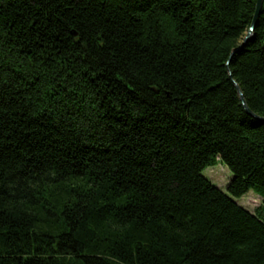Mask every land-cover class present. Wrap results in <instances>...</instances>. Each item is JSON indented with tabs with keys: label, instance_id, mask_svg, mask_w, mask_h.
<instances>
[{
	"label": "trees",
	"instance_id": "trees-1",
	"mask_svg": "<svg viewBox=\"0 0 264 264\" xmlns=\"http://www.w3.org/2000/svg\"><path fill=\"white\" fill-rule=\"evenodd\" d=\"M255 2L0 0V264H264Z\"/></svg>",
	"mask_w": 264,
	"mask_h": 264
},
{
	"label": "rangeland",
	"instance_id": "rangeland-1",
	"mask_svg": "<svg viewBox=\"0 0 264 264\" xmlns=\"http://www.w3.org/2000/svg\"><path fill=\"white\" fill-rule=\"evenodd\" d=\"M203 177L209 180L221 192L228 195L227 187L232 178L231 173L222 162H217L216 165L206 168L202 172ZM233 200L241 207L254 211L259 206L261 198L254 191H249L241 198H233Z\"/></svg>",
	"mask_w": 264,
	"mask_h": 264
},
{
	"label": "water",
	"instance_id": "water-1",
	"mask_svg": "<svg viewBox=\"0 0 264 264\" xmlns=\"http://www.w3.org/2000/svg\"><path fill=\"white\" fill-rule=\"evenodd\" d=\"M262 2L263 0H256L255 2V12H254V15H253V20H252V23L248 29V32L246 33L245 37L243 38V41L242 43L239 45V47L233 51L232 55L239 49L241 48L245 43H247L252 37H253V33H254V29H255V26H256V23H257V20H258V17H259V14H260V10H261V6H262ZM229 76L231 78V73L229 71ZM232 79V78H231ZM236 89H237V92H238V95H239V100L242 104V107L243 109L245 110V112L251 116L252 118L256 119L258 122H261L264 124V118L262 117H259L257 115H255L254 113H252L249 108L247 107V104L245 102V99H244V96L240 90V88L238 87V85L235 83V81H233Z\"/></svg>",
	"mask_w": 264,
	"mask_h": 264
}]
</instances>
